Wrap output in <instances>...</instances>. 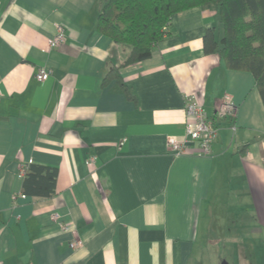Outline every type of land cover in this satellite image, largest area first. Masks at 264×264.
Masks as SVG:
<instances>
[{
  "label": "crops",
  "instance_id": "1",
  "mask_svg": "<svg viewBox=\"0 0 264 264\" xmlns=\"http://www.w3.org/2000/svg\"><path fill=\"white\" fill-rule=\"evenodd\" d=\"M107 1L0 0V264H218L222 246L264 264V107L250 73L203 53L214 7L174 15L150 58L120 68L125 48L96 29ZM117 68L135 101L103 81ZM189 95L217 129L209 155L169 149ZM224 97L235 115L218 119ZM27 164L56 170L53 196L20 199Z\"/></svg>",
  "mask_w": 264,
  "mask_h": 264
},
{
  "label": "trees",
  "instance_id": "2",
  "mask_svg": "<svg viewBox=\"0 0 264 264\" xmlns=\"http://www.w3.org/2000/svg\"><path fill=\"white\" fill-rule=\"evenodd\" d=\"M207 5L214 7L216 18L202 37L203 53L217 56L228 70L250 73L264 107V0H108L98 15L96 29L125 48L120 64L124 68L151 57L170 35L174 15ZM118 71L110 70L103 81L115 79L127 98L135 101ZM25 167L22 192L53 196L56 170L34 164Z\"/></svg>",
  "mask_w": 264,
  "mask_h": 264
},
{
  "label": "built area",
  "instance_id": "3",
  "mask_svg": "<svg viewBox=\"0 0 264 264\" xmlns=\"http://www.w3.org/2000/svg\"><path fill=\"white\" fill-rule=\"evenodd\" d=\"M66 39L65 29L62 25L55 26L54 36L48 40L49 48H58L61 46ZM50 72L44 68L39 67L35 72V79L38 82H45L48 80ZM186 118L184 123V132L187 140L178 142L175 139H170L168 142L169 149L176 155L185 153L189 146H193L199 155H209L211 151L212 144L217 138V129L213 124L212 119L206 114L202 104L198 101L197 97L194 95H189L186 100ZM235 115V106L228 97H224L219 105L216 107L215 116L218 119H224L226 117L231 118ZM234 130V128H233ZM264 149V143L262 145ZM95 157H91L87 162V167H92L95 164ZM262 167L264 169V155ZM26 167L21 169V174H24ZM20 199H26L27 196L24 194L19 195ZM17 197L13 198L15 201ZM51 221L62 231H70L75 236V230L68 224L61 220V217L57 213L51 215ZM69 247L72 250L82 247V241L79 239H73L69 242Z\"/></svg>",
  "mask_w": 264,
  "mask_h": 264
},
{
  "label": "rangeland",
  "instance_id": "4",
  "mask_svg": "<svg viewBox=\"0 0 264 264\" xmlns=\"http://www.w3.org/2000/svg\"><path fill=\"white\" fill-rule=\"evenodd\" d=\"M222 249H224V246L221 247ZM220 249L218 256L220 255V260L218 264H237L238 262V255L237 253H234V251H236V247L235 250L233 251V255H231L230 253L225 254V252ZM231 255V256H230ZM222 257V258H221ZM208 264H211V262H207Z\"/></svg>",
  "mask_w": 264,
  "mask_h": 264
}]
</instances>
